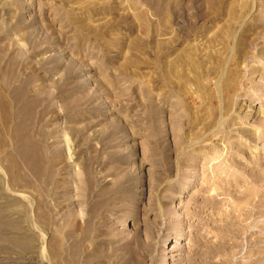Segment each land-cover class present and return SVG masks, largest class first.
Returning <instances> with one entry per match:
<instances>
[{
  "label": "rangeland",
  "instance_id": "rangeland-1",
  "mask_svg": "<svg viewBox=\"0 0 264 264\" xmlns=\"http://www.w3.org/2000/svg\"><path fill=\"white\" fill-rule=\"evenodd\" d=\"M0 264H264V0H0Z\"/></svg>",
  "mask_w": 264,
  "mask_h": 264
}]
</instances>
